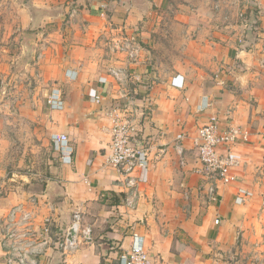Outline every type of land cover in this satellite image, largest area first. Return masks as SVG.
Here are the masks:
<instances>
[{
  "label": "crops",
  "instance_id": "obj_1",
  "mask_svg": "<svg viewBox=\"0 0 264 264\" xmlns=\"http://www.w3.org/2000/svg\"><path fill=\"white\" fill-rule=\"evenodd\" d=\"M169 2L66 1L72 25L48 33L56 41L47 45L46 54L54 60L46 74L57 80L53 89L65 101L61 109L49 106L57 118L50 125L52 135L66 134L69 142L55 144L56 166L42 192L31 199L6 198L13 204L2 208L0 264H8L5 223L17 204L34 210L36 232L51 216V235L70 232L74 214L81 215L75 249L65 253L44 246L43 264H120L136 236L149 253L148 264H189L181 241L193 250L191 264H211L239 234L262 226L264 62L243 38L225 37L218 27L196 37L192 22L181 21L188 24L182 32L184 58L161 74L155 49ZM97 94L102 103L93 100ZM119 100L148 106L140 135L151 147V160L143 180L138 179L141 171L133 173L132 186L106 164L111 136L104 104ZM212 118L249 132V139L235 146L242 160L238 180L220 184L215 203L206 193L195 146L199 127ZM159 148L166 153L156 158ZM240 189L249 193L244 201L237 200ZM126 198L135 208L125 205ZM87 229L91 239L84 237Z\"/></svg>",
  "mask_w": 264,
  "mask_h": 264
},
{
  "label": "rangeland",
  "instance_id": "obj_2",
  "mask_svg": "<svg viewBox=\"0 0 264 264\" xmlns=\"http://www.w3.org/2000/svg\"><path fill=\"white\" fill-rule=\"evenodd\" d=\"M66 1L0 0V222L4 220L2 208L13 204L6 198H34L45 189L56 166V145L51 138L55 130L50 125L57 118L48 95L57 80L46 74V66L51 68L54 60L46 50L56 41H50L49 32L72 25ZM169 1L155 49L161 74L184 58L182 32L188 24L181 21L192 22L196 37L208 27H218L225 37L243 38L244 45L257 50L264 62V0ZM59 13L63 15L57 17ZM261 224L257 230L250 226L247 235L239 234L211 264H264L263 220ZM181 242L185 262L191 264L193 250Z\"/></svg>",
  "mask_w": 264,
  "mask_h": 264
},
{
  "label": "built area",
  "instance_id": "obj_3",
  "mask_svg": "<svg viewBox=\"0 0 264 264\" xmlns=\"http://www.w3.org/2000/svg\"><path fill=\"white\" fill-rule=\"evenodd\" d=\"M174 83V81L172 82ZM182 86V85H180ZM93 100L102 103L103 97L95 95ZM62 92L53 89L48 95V105L52 109L64 107ZM147 105L141 102L130 103L116 101L104 109L110 116V143L106 153V164L116 169L128 186L134 185L133 173L141 171L138 179L143 180L145 171L150 163V145L140 135L141 118L146 115ZM184 134L177 139L182 140ZM52 139L57 146L67 145L69 137L66 134H53ZM249 139V132L235 123L222 126L220 121L212 118L201 125L195 138L197 158L202 165L204 177L207 180V195L210 202L218 201V188L220 184H228L238 180V169L241 166V157L235 152V146L241 141ZM166 153L159 148L156 158ZM249 195L240 189L238 201H244ZM125 205L134 207L130 198L125 199ZM34 210L22 204L11 207L7 213L5 223V241L7 247L8 264H43L44 246L53 245L56 249L69 253L75 249V240L69 238L70 232L56 231L51 235L50 224L53 220L47 216L44 220L46 227L36 232L32 228ZM216 219V223H219ZM74 232L82 231L81 215L75 213L71 223ZM86 239H91L90 229L84 232ZM135 237L131 247L121 256L120 264H148L149 253L144 245ZM8 241V242H7ZM112 264V263H110Z\"/></svg>",
  "mask_w": 264,
  "mask_h": 264
},
{
  "label": "water",
  "instance_id": "obj_4",
  "mask_svg": "<svg viewBox=\"0 0 264 264\" xmlns=\"http://www.w3.org/2000/svg\"><path fill=\"white\" fill-rule=\"evenodd\" d=\"M73 235H74V230L71 229L70 234H69V238H70V239H73Z\"/></svg>",
  "mask_w": 264,
  "mask_h": 264
}]
</instances>
